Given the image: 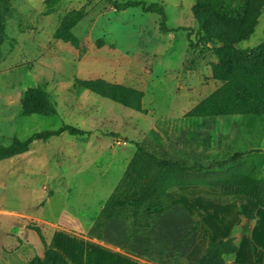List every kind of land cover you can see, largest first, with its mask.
<instances>
[{
	"label": "rangeland",
	"instance_id": "1",
	"mask_svg": "<svg viewBox=\"0 0 264 264\" xmlns=\"http://www.w3.org/2000/svg\"><path fill=\"white\" fill-rule=\"evenodd\" d=\"M139 1L160 3L170 30H159L160 17L155 13L140 7L117 10L107 0H10L0 44V143L9 144L15 136L25 139L63 123L90 133L36 140L27 151L0 161V264H25L48 250L70 264H138L85 240L80 236L85 232L96 237L104 234L107 242L145 264H204L187 258L200 219L234 214L232 206L238 200L224 195L221 187L175 188L171 198L164 200L172 206L153 216L149 228L134 226L130 214L111 221L109 233L97 225L104 202L123 180L135 151L133 140L148 136L170 154L201 166L235 151L264 148V117L185 116L220 85L211 78L214 52L196 34L191 13L196 0ZM73 8L84 11L73 27L77 48L53 37L61 17ZM258 21L240 47H252L264 39V19ZM179 27L190 28L193 45L188 44L187 31ZM95 77L141 89L146 111L75 85L76 78ZM37 83L51 95L55 115L21 113L23 91ZM255 164L260 167L259 176H264V158ZM197 195L204 200L196 210L203 215L199 218L186 205L192 197L197 201ZM211 222L198 238L195 251L200 258ZM209 234V239L215 237L214 231ZM237 240L235 264H264L262 233L249 239L239 234Z\"/></svg>",
	"mask_w": 264,
	"mask_h": 264
},
{
	"label": "trees",
	"instance_id": "2",
	"mask_svg": "<svg viewBox=\"0 0 264 264\" xmlns=\"http://www.w3.org/2000/svg\"><path fill=\"white\" fill-rule=\"evenodd\" d=\"M107 1L117 10L140 7L144 12L155 13L160 17L159 30H170L166 25L164 7L158 2ZM263 5L264 0H196L191 6L198 41L208 45L215 55V61L210 64L211 78L220 85L189 109L186 117H264V39L252 47L239 46L253 33ZM9 9L10 0H0V44L4 41L3 21L9 15ZM83 17L82 9L67 11L54 29L53 37L77 48L79 39L73 27ZM177 29L186 30L188 44L193 45L190 28ZM75 85L125 107L146 111L142 106L144 92L136 87L103 77L76 78ZM20 109L23 115L57 113L55 103L42 83L28 86L23 91ZM62 133L85 135L90 131L63 123L33 132L25 139L15 136L9 144L0 143V161L27 151L36 140H47ZM131 142L135 151L126 165L123 180L114 187L97 216V225L101 228L107 221L127 219L125 214H130L134 226L149 228L153 216L172 206L164 204V200L171 198L178 186L221 187L224 195L239 200L238 214L247 219H254L256 211L264 208V176H259L260 167L255 164V160L264 158V148L235 151L224 159L201 166L170 154L165 146L148 136ZM236 250L233 236L211 241L204 264H225L223 255ZM25 264L70 263L57 252L48 250L43 256H33Z\"/></svg>",
	"mask_w": 264,
	"mask_h": 264
},
{
	"label": "crops",
	"instance_id": "3",
	"mask_svg": "<svg viewBox=\"0 0 264 264\" xmlns=\"http://www.w3.org/2000/svg\"><path fill=\"white\" fill-rule=\"evenodd\" d=\"M264 8V5H263ZM263 11H261V14L259 16V20L261 22L262 19H264L263 17ZM259 22V21H258ZM264 31V29H263ZM211 186L209 185H188V186H178L176 187L178 188H191V189H204V188H210ZM178 197V195H177ZM198 200L195 201L194 197L191 198L190 200H186V205L191 209V213L192 216L195 218H199V214H196V210L199 207V203L201 198V195H197ZM203 200V199H202ZM238 200V199H237ZM195 202H197L198 204L195 205ZM204 202V200L202 201ZM233 212L234 214H224L222 212V214H210L208 217H203L201 218V225H200V229L197 233V239L195 241V244L193 246V248L189 251V253L187 254V258L189 257L190 261L193 262L195 260H200L204 263V257L205 255L208 253L209 251V242L214 241V240H220V239H225L227 237H231L233 236L235 238V243L237 245V250L234 253H227L224 254V260H225V264L229 262L231 263H236V259H237V253H238V235H242L246 238L249 239V237L255 235V233H262V235H264V208H259L256 211V216L254 219H247L243 216H241L240 214H238V209H239V200L236 201L235 206H232ZM203 216V215H202ZM200 216V217H202ZM211 222V226L206 230L207 233L210 231H214L215 237L214 238H208L211 237L210 234L208 233L207 238L208 240H206V242H204L205 240H203V248L205 249V253L204 255L200 258V255L195 251V249L198 246V238L200 236L201 231L203 230L205 224H208L209 221ZM111 221H107L103 227V233H109V223ZM86 227V226H85ZM87 229V227H86ZM69 230V229H68ZM82 230V229H81ZM87 231V230H86ZM76 234H81V233H77ZM82 238H84L85 240L91 241L93 243H95L97 246L105 248L107 250H111L112 252H114L115 254H117L119 257L123 256L129 259H132L134 263H138V264H145V261L132 254L129 253L125 250H123L119 245L113 244V243H109L107 242V240H105L104 234H102L101 237H96V236H90L87 234V232L82 233L80 235ZM230 255V257L227 259V256ZM235 260V261H233ZM187 262L184 261V264H186ZM85 264H88V262H85ZM109 264H112L109 261ZM189 264V263H188Z\"/></svg>",
	"mask_w": 264,
	"mask_h": 264
}]
</instances>
